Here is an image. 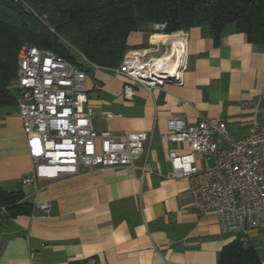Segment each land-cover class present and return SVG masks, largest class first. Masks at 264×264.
I'll return each instance as SVG.
<instances>
[{
	"label": "crops",
	"instance_id": "obj_1",
	"mask_svg": "<svg viewBox=\"0 0 264 264\" xmlns=\"http://www.w3.org/2000/svg\"><path fill=\"white\" fill-rule=\"evenodd\" d=\"M151 25L129 34L128 50L159 57L177 51L183 39L179 83L150 90L135 85L128 98V80L119 73L87 67L85 78L93 131L146 133L138 164L146 162L149 171L142 179L124 168L102 167L39 182L35 193L33 185L21 183L33 164L17 99L0 104V186L22 192L33 205H50L48 212L33 208L31 214L0 219V264H217L222 247L234 239L253 245L264 264V226L223 234L213 211L195 212L187 178L166 176L169 153L185 155L190 146L161 138L170 132L171 118L186 125L215 118L232 135H246L254 102L264 91V42L249 41L233 23L223 27L217 42L206 25L170 33ZM257 117L264 121V112ZM211 163L195 155L198 168Z\"/></svg>",
	"mask_w": 264,
	"mask_h": 264
},
{
	"label": "built area",
	"instance_id": "obj_2",
	"mask_svg": "<svg viewBox=\"0 0 264 264\" xmlns=\"http://www.w3.org/2000/svg\"><path fill=\"white\" fill-rule=\"evenodd\" d=\"M78 55L82 65L29 44L22 45L17 54L16 78L11 87L33 164V171L22 176L21 183L33 185L35 193L40 189L39 182L102 167L124 168L132 174L138 173L139 179L149 171L146 162L138 164L144 154L145 132L115 135L107 130L97 133L90 128L91 111L87 107L85 87L87 67L109 69L126 77L128 83L123 93L130 98L135 85L150 90L166 83L167 72L173 73L175 83H179L185 66L183 39L169 61L161 64L153 59L156 56H144L138 50H128L113 67L92 63L80 52ZM263 100L264 91L254 102V116L244 136L232 135L226 123L215 118H203L196 125L171 118L170 132L161 137L189 144L188 154L169 153L171 169L166 176L187 178L192 209L200 213L213 211L223 234H244L264 226V121L257 117L264 112ZM221 142L224 146H220ZM196 154L206 163L209 160L212 163L198 168ZM33 208L48 212L50 205L35 202Z\"/></svg>",
	"mask_w": 264,
	"mask_h": 264
},
{
	"label": "trees",
	"instance_id": "obj_3",
	"mask_svg": "<svg viewBox=\"0 0 264 264\" xmlns=\"http://www.w3.org/2000/svg\"><path fill=\"white\" fill-rule=\"evenodd\" d=\"M233 23L249 41L264 42V0H0V104L16 100L17 54L24 44L53 51L82 65L78 52L100 66H117L127 37L147 24L170 33L206 25L217 42ZM78 51V52H76ZM20 191L0 186V219L31 214ZM217 264H262L256 248L240 239L226 243Z\"/></svg>",
	"mask_w": 264,
	"mask_h": 264
},
{
	"label": "bare ground",
	"instance_id": "obj_4",
	"mask_svg": "<svg viewBox=\"0 0 264 264\" xmlns=\"http://www.w3.org/2000/svg\"><path fill=\"white\" fill-rule=\"evenodd\" d=\"M178 51H179V50H178ZM174 52H176V51H174ZM171 54H173V53H169V54H167V55H162V56H160V57H155V58H153V59L159 61V64H161V63H165V62H163V61H169V59H170V57H171ZM166 63H167V62H166Z\"/></svg>",
	"mask_w": 264,
	"mask_h": 264
},
{
	"label": "water",
	"instance_id": "obj_5",
	"mask_svg": "<svg viewBox=\"0 0 264 264\" xmlns=\"http://www.w3.org/2000/svg\"><path fill=\"white\" fill-rule=\"evenodd\" d=\"M165 82H169V83H175L177 81V79L175 78L174 74L171 72H167L165 75Z\"/></svg>",
	"mask_w": 264,
	"mask_h": 264
},
{
	"label": "rangeland",
	"instance_id": "obj_6",
	"mask_svg": "<svg viewBox=\"0 0 264 264\" xmlns=\"http://www.w3.org/2000/svg\"><path fill=\"white\" fill-rule=\"evenodd\" d=\"M152 25H153V24H152ZM152 25H151V26H152ZM144 26H145V25H144ZM127 51H128V49H127ZM127 51H126V52H127ZM126 52H125V53H126ZM159 57H160V56H159ZM8 106H9V105H7V107H8ZM12 108H13V107H12Z\"/></svg>",
	"mask_w": 264,
	"mask_h": 264
}]
</instances>
